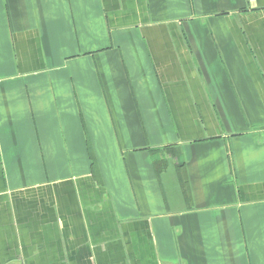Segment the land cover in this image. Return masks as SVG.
Segmentation results:
<instances>
[{
  "label": "crops",
  "instance_id": "obj_1",
  "mask_svg": "<svg viewBox=\"0 0 264 264\" xmlns=\"http://www.w3.org/2000/svg\"><path fill=\"white\" fill-rule=\"evenodd\" d=\"M0 264H264V0H0Z\"/></svg>",
  "mask_w": 264,
  "mask_h": 264
},
{
  "label": "trees",
  "instance_id": "obj_2",
  "mask_svg": "<svg viewBox=\"0 0 264 264\" xmlns=\"http://www.w3.org/2000/svg\"><path fill=\"white\" fill-rule=\"evenodd\" d=\"M156 164L159 166L160 170H162L167 165V162L165 160H159Z\"/></svg>",
  "mask_w": 264,
  "mask_h": 264
}]
</instances>
